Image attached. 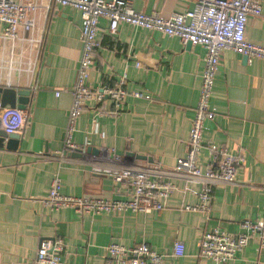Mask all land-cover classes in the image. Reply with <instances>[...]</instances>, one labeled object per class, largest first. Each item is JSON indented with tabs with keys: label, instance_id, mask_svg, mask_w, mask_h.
Listing matches in <instances>:
<instances>
[{
	"label": "crops",
	"instance_id": "crops-1",
	"mask_svg": "<svg viewBox=\"0 0 264 264\" xmlns=\"http://www.w3.org/2000/svg\"><path fill=\"white\" fill-rule=\"evenodd\" d=\"M128 1L136 11L162 16L190 10L194 4ZM257 1L260 14L247 18L245 37L264 45V0ZM80 23L76 9L51 4L34 72L8 77L5 88H23L30 95L22 109L25 123L13 133V147L6 145L7 138L0 143V264H32L38 242L52 237L62 240L61 258L69 264H99L110 242L144 243L163 255V264H264V245L256 238L226 262L198 255L204 231L235 233L242 220L264 215V60L248 61L229 49L219 54L209 99L215 115L204 121L197 164L203 169L216 163L210 145L242 156V162L233 183L211 185L207 215L182 209L196 204L203 183L173 176L160 178L175 190L161 209L149 213L79 214L41 205L54 171L61 194L125 199L128 190L111 175L125 164L171 170L185 153L198 97L204 56L200 45L186 47L176 37L123 23L109 34L107 21L99 18L88 85L112 86L122 76L127 92H140L147 99L127 96L115 116L98 115L96 106L85 102L71 135L80 152L60 153L80 50ZM5 56L0 40V66ZM6 78L0 68V86ZM30 86L35 89L30 91ZM103 107L113 110L111 100L104 99ZM174 241L182 243V256L170 255Z\"/></svg>",
	"mask_w": 264,
	"mask_h": 264
},
{
	"label": "built area",
	"instance_id": "built-area-1",
	"mask_svg": "<svg viewBox=\"0 0 264 264\" xmlns=\"http://www.w3.org/2000/svg\"><path fill=\"white\" fill-rule=\"evenodd\" d=\"M51 4L70 6L79 12L80 50L75 68L74 80L69 89L70 104L66 112V123L62 131L60 153L80 152L71 135L77 115L85 102L96 106L98 115L115 116L127 96L146 98L140 92H127L124 79L120 76L112 86L91 87L88 85L89 72L93 66V51L97 46L96 31L99 18L107 21L109 34H114L117 25L126 24L131 28H141L176 37L182 44L200 45L204 49L203 67L200 74L198 97L190 119L183 156L175 159L169 171L150 169L127 163L112 178L123 184L127 198L112 199L96 196H71L59 192L60 178L57 171L52 173L48 190L40 199L42 206L52 210L71 209L76 213L98 214L100 212H141L149 213L163 207L164 201L175 187L169 181L160 180L173 176L185 180L200 181L202 189L197 194L196 204H185L186 211H199L207 215L211 199L212 184L234 182L235 171L242 156H238L210 145V152L217 156L215 164H207L201 169L198 164L202 147L201 133L205 120H211L215 111L209 104L214 72L218 66L219 54L229 49L248 61L252 58L264 60V45L250 42L245 37V23L249 16L260 14L257 0H194L193 7L184 12H172L167 16L156 13L145 14L132 9L128 0H0V40L6 46L5 62L2 68L7 76L3 87H9L11 73L34 72L39 58L44 34L46 16ZM30 86L29 90H34ZM57 95V92H55ZM104 99L112 102L113 110L105 111ZM26 120V113L16 107L0 109V130L11 134L20 130ZM110 152H108L109 154ZM114 160H118L114 156ZM251 238H256L259 246L264 245V215L256 220L244 219L235 233H227L217 228L204 231L199 240L198 255L214 262H226L236 254ZM62 240L58 237L44 238L38 242L32 264H69L61 258ZM183 245L174 241L170 255H183ZM99 264H163V255L144 243L124 246L110 242Z\"/></svg>",
	"mask_w": 264,
	"mask_h": 264
},
{
	"label": "water",
	"instance_id": "water-1",
	"mask_svg": "<svg viewBox=\"0 0 264 264\" xmlns=\"http://www.w3.org/2000/svg\"><path fill=\"white\" fill-rule=\"evenodd\" d=\"M190 45H191L190 42L185 43L186 47ZM29 95L30 92L23 88L15 90L13 88H5L0 86V109L5 107L6 105L8 107H16L18 109H23L25 103L28 101ZM3 138H7V143H6L7 146L9 145L13 147L12 145H14L17 137L13 133L6 134L0 130V143L3 140ZM137 158L143 159V156H138Z\"/></svg>",
	"mask_w": 264,
	"mask_h": 264
}]
</instances>
